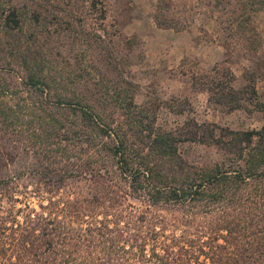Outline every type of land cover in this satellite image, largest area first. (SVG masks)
Returning <instances> with one entry per match:
<instances>
[{
    "label": "trees",
    "instance_id": "1",
    "mask_svg": "<svg viewBox=\"0 0 264 264\" xmlns=\"http://www.w3.org/2000/svg\"><path fill=\"white\" fill-rule=\"evenodd\" d=\"M97 2L99 29L82 40L70 24L52 36L55 8L0 0V264H264V0H157L153 12L163 30L214 19L228 61L247 65L193 84L214 109L259 115L246 130L160 123L137 104L123 53L135 43L106 31ZM202 148L216 159L189 158Z\"/></svg>",
    "mask_w": 264,
    "mask_h": 264
},
{
    "label": "rangeland",
    "instance_id": "2",
    "mask_svg": "<svg viewBox=\"0 0 264 264\" xmlns=\"http://www.w3.org/2000/svg\"><path fill=\"white\" fill-rule=\"evenodd\" d=\"M34 1L44 4L41 9L44 15L52 14L55 8L54 15L63 18V28L50 27L52 36L70 37L65 24H70V30L82 37V40L99 29V12L89 8L90 3H99V0ZM156 2L157 0H105L106 18L102 24L106 31L114 35L120 33L122 39L135 43L134 49L126 47L123 53L129 55L130 65L131 62L134 65L130 76L136 85V103H153L158 109L160 123L193 118L199 123H215L232 130L259 129L263 124L259 115L248 117L243 113L226 114L214 109L207 104V95L193 84L192 79H199L214 66L228 61L223 39L214 19L203 15L196 17L185 30L159 29L153 20ZM254 24L260 37L258 56L264 61V10L254 15ZM61 42L63 50H66L71 39L65 37ZM69 54L73 57L72 53ZM80 55L82 54H77L78 57ZM246 65L241 60L226 63L238 79ZM260 72L263 77L257 81L256 91L260 100L264 101V68ZM181 107L184 112L182 117L177 118L176 113ZM189 158L216 159V155L213 151L202 148L191 151ZM29 202L33 206L37 203L34 200Z\"/></svg>",
    "mask_w": 264,
    "mask_h": 264
}]
</instances>
